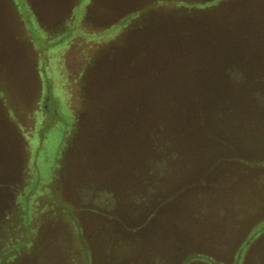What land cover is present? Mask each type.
Listing matches in <instances>:
<instances>
[{
	"label": "rangeland",
	"instance_id": "374dc122",
	"mask_svg": "<svg viewBox=\"0 0 264 264\" xmlns=\"http://www.w3.org/2000/svg\"><path fill=\"white\" fill-rule=\"evenodd\" d=\"M202 252L264 264V0H0V264Z\"/></svg>",
	"mask_w": 264,
	"mask_h": 264
},
{
	"label": "trees",
	"instance_id": "16d2710c",
	"mask_svg": "<svg viewBox=\"0 0 264 264\" xmlns=\"http://www.w3.org/2000/svg\"><path fill=\"white\" fill-rule=\"evenodd\" d=\"M55 90L57 91L58 89H57V87H55ZM138 95V94H137ZM149 95H150V93H149ZM148 94H146L145 96H144V98L145 99H142V101L140 100L139 101V105H138V107H137V109L139 110V111H143L146 115H147V117L149 118L150 117V123H162V119L160 118V117H158L156 114L154 115L153 114V110H151V107L150 106H148L147 105V102L150 100L149 98H150V96H149ZM65 100H64V98L62 99V102H64ZM66 102V101H65ZM137 110V111H138ZM153 114V115H152ZM73 124V123H72ZM74 125V124H73ZM87 206V205H86ZM88 207V206H87ZM87 207H82V208H87ZM81 208V209H82ZM87 209H89V208H87ZM99 212V211H98ZM151 213H149V212H147V215H148V217H149V215H150ZM146 214H145V216H147ZM143 222L144 221H142V222H138V223H135V224H137L135 227H134V229L133 230H135L136 232H137V229H139V228H141V226H142V224H143ZM127 226V228H129V229H132L131 228V226H132V224H127L126 225ZM6 228V227H5ZM2 233L1 234H4L5 233V231H1ZM240 253L241 251L240 250H238L237 251V253ZM199 254V255H198ZM197 258V259H202L203 260V263L202 264H216V261H217V259L213 256V255H210V254H207V253H196V255H194V256H192V257H190V259H192V258ZM205 260V261H204ZM191 262V261H190Z\"/></svg>",
	"mask_w": 264,
	"mask_h": 264
},
{
	"label": "crops",
	"instance_id": "0c3cea01",
	"mask_svg": "<svg viewBox=\"0 0 264 264\" xmlns=\"http://www.w3.org/2000/svg\"><path fill=\"white\" fill-rule=\"evenodd\" d=\"M241 264H246V263L243 262V263H241Z\"/></svg>",
	"mask_w": 264,
	"mask_h": 264
}]
</instances>
